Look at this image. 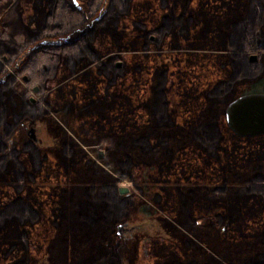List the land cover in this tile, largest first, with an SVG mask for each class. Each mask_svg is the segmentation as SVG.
<instances>
[{
  "label": "trees",
  "instance_id": "1",
  "mask_svg": "<svg viewBox=\"0 0 264 264\" xmlns=\"http://www.w3.org/2000/svg\"><path fill=\"white\" fill-rule=\"evenodd\" d=\"M8 1L0 15V264H25L56 226L87 241L100 222L115 223L133 200L118 191L123 180L148 197L145 213L181 209L221 240L264 245V133L235 134L222 115L235 94L264 90V0H34L26 10ZM17 24L21 41L8 37ZM19 78L38 96L18 91ZM48 112L68 114L83 142L116 135L119 153L94 158L65 137L50 159L29 138L20 147L1 139L22 117ZM168 127L187 135L169 143L160 132ZM78 168L92 177L70 183ZM39 222L45 232L35 235ZM109 234L68 264H118L117 233ZM183 241L146 235L141 264H264V247L227 259L185 253Z\"/></svg>",
  "mask_w": 264,
  "mask_h": 264
},
{
  "label": "rangeland",
  "instance_id": "2",
  "mask_svg": "<svg viewBox=\"0 0 264 264\" xmlns=\"http://www.w3.org/2000/svg\"><path fill=\"white\" fill-rule=\"evenodd\" d=\"M81 1V0H79ZM24 10L31 8L34 0H19V4ZM9 1L5 0L0 3V15L8 5ZM10 40H22L23 30L17 24V27L9 32ZM254 52L255 51H249ZM4 56V55H3ZM114 59H120L115 57ZM121 60V59H120ZM8 69H13L12 63L8 64ZM25 74H22V77ZM35 84V83H33ZM27 86L22 78H19L14 87L18 91H25L29 99V95L34 98L38 96L37 88L32 89V85ZM12 102L17 99L13 97ZM33 98V99H34ZM221 104H210L208 108H221ZM33 127V134L36 137L35 144L38 154L40 156L49 157L50 159H57L60 155L59 150L62 140L66 137V141L77 142L78 147H82L88 154L96 158L97 149L102 150V156L105 153V158L110 161L119 152L116 147L117 136H101L95 142L86 143L76 136L72 130L70 117L68 114L62 112H48L39 114L33 118L22 117L18 123L14 124L12 128L7 132L1 134V139L7 146L20 147L25 139L28 138L26 133L27 127ZM161 133L166 132L169 135V143L176 140H182L186 137L187 133L182 127H168L162 128ZM126 143V142H125ZM127 144V143H126ZM99 163L105 166L102 159L98 160ZM108 172H112L110 165L106 167ZM246 176V172H243L237 179L228 177L229 183L234 184L241 182ZM92 177L88 171H84L82 168H78L75 175L69 177L70 183L84 182ZM101 176H96L94 179H100ZM119 185L127 186L126 192H133L132 203L126 209L125 215L118 219L113 224H106L100 222L97 228H94L90 232L89 240L84 241L80 231L72 227L56 226L50 229L51 235L46 238L40 239L41 247L39 251H30L26 254L25 264H68L74 257H80L81 255L90 252V246H95L100 243L101 239L109 241L111 238L109 232L113 230L116 232V223L121 222L119 226V233L116 232V236L113 237V242H116V251L119 254L118 264H141L139 245L142 240L149 234H160L168 236L180 244L184 242V238L189 240V246L185 248V253H199L205 250H211L217 254H224L227 259H234L238 257L241 251H246L256 247H264L251 240L246 244H236L235 242L221 240L219 237L207 232L203 229L204 224L200 226L191 225L185 221L184 212L178 209L174 215H166L162 212H156L148 214L140 209V205L145 203L148 197L132 189L130 182L123 180L119 182ZM145 201V202H142ZM208 221V220H206ZM205 222V221H203ZM66 228V229H65ZM35 235H41L44 233V225L39 222L34 227ZM50 234V233H49ZM91 238V240H90ZM37 240L35 243H38ZM114 259H112L113 261Z\"/></svg>",
  "mask_w": 264,
  "mask_h": 264
},
{
  "label": "water",
  "instance_id": "3",
  "mask_svg": "<svg viewBox=\"0 0 264 264\" xmlns=\"http://www.w3.org/2000/svg\"><path fill=\"white\" fill-rule=\"evenodd\" d=\"M74 3L77 0H72ZM153 34L150 33L149 37ZM4 57V56H3ZM248 58H255V53H248ZM114 65L119 66L120 59H114ZM25 78V75H23ZM37 85L33 84L32 89L36 90ZM33 96L29 95V100H33ZM222 115L226 126L235 134L252 135L264 133V90H246L235 94L222 107ZM33 127H27L26 133L28 138L35 141ZM97 156H102V150L97 149ZM119 192H126L127 186L118 185ZM121 222L116 223V232L119 233Z\"/></svg>",
  "mask_w": 264,
  "mask_h": 264
},
{
  "label": "flooded vegetation",
  "instance_id": "4",
  "mask_svg": "<svg viewBox=\"0 0 264 264\" xmlns=\"http://www.w3.org/2000/svg\"><path fill=\"white\" fill-rule=\"evenodd\" d=\"M74 3V2H73ZM77 2H75L74 4H76Z\"/></svg>",
  "mask_w": 264,
  "mask_h": 264
}]
</instances>
